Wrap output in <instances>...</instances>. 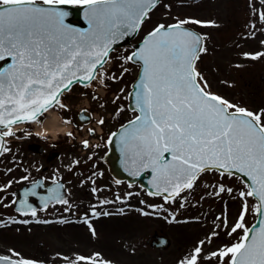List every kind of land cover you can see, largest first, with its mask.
Returning a JSON list of instances; mask_svg holds the SVG:
<instances>
[{"label":"snow or ice","instance_id":"snow-or-ice-1","mask_svg":"<svg viewBox=\"0 0 264 264\" xmlns=\"http://www.w3.org/2000/svg\"><path fill=\"white\" fill-rule=\"evenodd\" d=\"M157 3L158 0H0V62H4L0 66V154L10 151L4 138L15 135L12 125L38 121L50 110H66L61 101L63 94L81 82L95 81L97 74L101 84L109 79L108 73L100 70L110 59L115 39L140 29ZM69 7L83 10L87 28L65 22L71 14ZM258 16L264 21V12ZM212 23L195 19L158 23L139 47L121 58L124 63L139 64L140 74L134 91L129 93L134 100L131 110L138 114L122 128L118 143L126 162L130 159L136 169L133 175H139L143 169L154 173L155 192L148 194L162 195L165 202L181 198V208L185 206L183 194L191 193L203 174H241L245 178L238 193L241 207L227 235L237 230H242L243 235L237 242L211 252L210 257L220 264H264V109L253 112L224 99L211 90V84L198 70L200 55L206 48L203 37L186 26ZM244 56L257 59L264 57V52ZM127 71L124 68L121 75ZM98 123L103 125V118ZM117 135L111 133L109 141ZM82 143L89 146L86 140ZM12 183L9 180L0 186V192ZM37 187L43 185L36 181L24 192L17 211L37 216L36 208L27 200L39 195ZM61 188L62 184H56L47 189L48 195L39 197L44 209L52 202L70 207L69 200L59 191ZM225 192L232 194L233 188L218 183L209 195L219 197ZM248 198H254L256 203L250 204ZM69 207L64 211H69ZM249 211L259 217L258 225L251 229L246 226ZM91 215L111 213L98 212L93 206ZM83 222L95 235L89 219L85 217ZM222 222L229 225L227 218ZM212 236L218 233L214 231ZM204 244L205 241H199L178 264H201ZM9 252L11 256L0 255V264H35L23 258L13 259L20 254L11 249ZM77 262L111 264L99 252L78 255L68 264Z\"/></svg>","mask_w":264,"mask_h":264},{"label":"rangeland","instance_id":"rangeland-1","mask_svg":"<svg viewBox=\"0 0 264 264\" xmlns=\"http://www.w3.org/2000/svg\"><path fill=\"white\" fill-rule=\"evenodd\" d=\"M165 5L169 7L165 8ZM259 12H264V0H160L149 12V18L141 25L132 42L140 39L158 23L168 24L177 19L214 22L210 25L191 24L201 30L205 40L206 52L200 55L198 70L211 84L214 93L233 104L258 112L264 109V57L251 59L250 56H244V53L264 52V44H261V41H264V21L259 19ZM131 50V43L115 48L106 64L108 69H104V72H109L108 84L124 85L123 92L116 90L119 94L117 102L124 99V94L138 68V64L124 63L121 59ZM124 68L128 71L121 75ZM112 76L116 79L113 80ZM88 99L80 96L76 107H81ZM113 108L114 105L110 109ZM132 114L133 112L128 111L126 117ZM218 183L233 188V193L225 192L218 198L214 194L209 195L213 193ZM206 184L208 187H205ZM243 187L238 180H232L229 176L221 177L215 172L205 173L191 193L183 194L186 197L183 208L180 207L181 198H177L175 202H165L164 199L156 197L151 199L140 189L138 192L140 214L124 219L118 229L116 224L111 230L100 226L96 238L83 240L81 237H85L86 234L75 232V242L78 245L73 250L65 252H70L67 256L73 259L79 252L72 251H80L82 256H90L92 247L88 244H92L93 239L99 247L94 246L103 252L104 258L118 260L122 262L121 264H177L176 259L178 261L189 256L197 243L203 240L205 244L202 245L201 264H220L218 259L210 257V253L226 244L237 242L243 235L242 230H237L231 236L227 235L239 214L241 200L238 193ZM248 202L256 203L252 198H248ZM151 203L152 205L148 206ZM148 207L153 209L147 213ZM151 213H154V217L150 215ZM248 213L246 226L253 222L256 216L252 211ZM218 216L221 217L220 220L216 219ZM225 218L229 221L228 226L222 222ZM159 228H163L171 240L170 246L165 250L155 248L146 241L155 230L159 231ZM214 231L218 236H212ZM12 233L16 234L17 230ZM2 237L0 249L5 248L3 251L9 254L10 246L16 248L14 243L18 244L22 239L20 235L14 236L7 232ZM209 237H212L210 242ZM106 244L109 248H105ZM13 251L18 252L19 257L36 255V251ZM52 252L56 251L42 252L38 257L45 258L37 264H49L48 262L54 261L51 257ZM145 253L151 256L150 262L143 258Z\"/></svg>","mask_w":264,"mask_h":264},{"label":"flooded vegetation","instance_id":"flooded-vegetation-1","mask_svg":"<svg viewBox=\"0 0 264 264\" xmlns=\"http://www.w3.org/2000/svg\"><path fill=\"white\" fill-rule=\"evenodd\" d=\"M83 93L85 90H80L75 85L70 93L61 98L67 109H54L61 116L62 122L69 121L71 136L67 133L58 135V132H48V115L44 114L38 121L25 122L20 129H13L15 135L8 137L6 146L11 152L3 153L0 158V186L9 180L13 183L0 192V220L3 222L0 223V229L5 230L7 225L17 227L22 237L17 246L20 249L71 250L78 245L75 242V232H89L88 236L93 235L83 218L89 219L96 233L102 226L111 230L116 224L118 229L124 217L128 219L138 214V184H129L113 176L105 161L106 138L117 126L122 111L114 109L109 113V118L103 119V125L100 124L101 131H98L92 119L94 107L89 104L86 105L87 108L82 105L76 107ZM89 129L94 132H89ZM85 140L88 141V147L82 143ZM25 176L28 177L27 180L22 179ZM36 181L43 187L36 188L38 196H29L27 200L36 208L37 216H31L30 212L27 215L21 211L11 213L17 192H21L20 199H24V192L32 188ZM56 184L63 185L59 191L69 200L70 207L52 202L44 209L43 201L39 197L48 195L47 189L55 188ZM128 193L132 195L129 196ZM117 196L120 197L119 200ZM102 200L111 203L101 204ZM93 206L96 211L109 212L111 215L93 217ZM65 207H69V211L65 212ZM10 215L14 216L13 220ZM23 220H28L29 223L18 222ZM92 241V245L98 246L94 243L96 241ZM116 246L117 244L114 245L115 249ZM105 248L109 246L106 244Z\"/></svg>","mask_w":264,"mask_h":264},{"label":"water","instance_id":"water-1","mask_svg":"<svg viewBox=\"0 0 264 264\" xmlns=\"http://www.w3.org/2000/svg\"><path fill=\"white\" fill-rule=\"evenodd\" d=\"M68 10L70 11L71 14L69 15V17L66 18V21H65L66 23H69V24L73 25L74 27L81 28V29H85L88 27L87 21L84 19V14H83L82 9L69 7ZM74 20H76V21H74ZM186 27H188L191 30H193L194 32L200 34V32L196 31L195 29L191 28L190 26H186ZM136 32L132 33L129 36H125L123 38H119V37L116 38L115 42L111 46V49L113 47H116V46L123 44L124 42H128ZM146 35L147 34H145L144 37ZM144 37L141 41H139L138 43H136L134 45V49L139 47L143 43ZM3 63H2V65H3ZM139 74H140V68L138 71V76L131 83V90L129 93H132L134 91L135 86L139 80ZM128 98H129L128 107L130 109H132L134 107L133 97L128 95ZM128 122H126L125 124H123L122 126L119 127L118 131L116 132L118 135L116 137H113L112 141L109 143V145H110V153L108 154L109 168L117 176L124 178V179H127L128 181H133L134 179H137L140 182V184H142L147 189L148 192H150V191L155 192V188L153 186L154 173L152 172V170L151 169H143V170H140L139 175H133L132 173L136 169L133 167L130 159L126 162L124 152L121 150V146L118 143L119 133L122 131V128L124 126L128 125ZM116 152L118 154L120 152L122 153V168H120V164L118 165V163L115 159ZM166 156H167V154H166ZM238 175L241 176V174H238ZM242 179H245V178L242 177ZM258 220H259V217L257 216L255 222L251 225L250 229L253 226L258 225ZM162 242H164V240ZM162 242L160 240V244H162Z\"/></svg>","mask_w":264,"mask_h":264},{"label":"bare ground","instance_id":"bare-ground-1","mask_svg":"<svg viewBox=\"0 0 264 264\" xmlns=\"http://www.w3.org/2000/svg\"><path fill=\"white\" fill-rule=\"evenodd\" d=\"M51 117V118H50ZM50 119V120H49ZM46 121H48V123H47V128H50V130L48 131V132H51V133H56V132H60L61 130H64L65 129V127H67V126H60L59 125V123L58 122H56V119H55V116L52 114V113H50L49 115H48V118H47V120ZM52 126V127H51Z\"/></svg>","mask_w":264,"mask_h":264}]
</instances>
